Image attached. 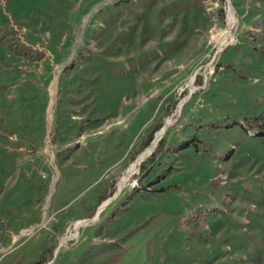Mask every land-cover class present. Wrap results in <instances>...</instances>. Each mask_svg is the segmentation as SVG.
I'll list each match as a JSON object with an SVG mask.
<instances>
[{"label":"rangeland","instance_id":"1","mask_svg":"<svg viewBox=\"0 0 264 264\" xmlns=\"http://www.w3.org/2000/svg\"><path fill=\"white\" fill-rule=\"evenodd\" d=\"M41 257L264 264V0H0V264Z\"/></svg>","mask_w":264,"mask_h":264},{"label":"bare ground","instance_id":"2","mask_svg":"<svg viewBox=\"0 0 264 264\" xmlns=\"http://www.w3.org/2000/svg\"><path fill=\"white\" fill-rule=\"evenodd\" d=\"M232 23H233V19H232V17H231V10H230V12H229V27H231ZM228 31H229V30H227V32H228ZM192 84H193V83H192ZM191 91H192V90H191ZM168 122H169V119L166 121V124H168ZM163 132H164V127H162V129H161L160 131L157 132L156 138H155L154 142L152 143V145H151L149 148H147V149L145 150L144 153H142L141 155H139V157L136 159V161H134V163H132V165L130 166V168H128V169H129L128 172L123 176V178H122V180H121V182H120V185H119L120 188L126 183V181H127L128 179H130V177H131L132 175H134V174L136 173V170L138 169V166H139V165L142 163V161L144 160L145 155L151 153L152 148H153L154 145L157 143V141L160 140V138H161L162 135H163ZM105 205H106V204H104V205L101 206V207H104ZM82 222H83V221H80V222H79V225H81ZM76 224H77V223H76ZM84 224H85V223H84ZM79 225H78V226H79ZM68 237H71V234L68 235ZM72 237H73V236H72Z\"/></svg>","mask_w":264,"mask_h":264},{"label":"crops","instance_id":"3","mask_svg":"<svg viewBox=\"0 0 264 264\" xmlns=\"http://www.w3.org/2000/svg\"><path fill=\"white\" fill-rule=\"evenodd\" d=\"M54 84V82H53V80H52V82H51V86ZM50 86V87H51ZM85 132H82L81 134H80V136H79V138L80 139H83V137L85 136V134H84ZM78 140V139H77ZM76 140V141H77ZM72 143L70 142V143H68V144H65V146L64 147H70V145H71ZM81 144V143H80ZM79 143H77L76 145H80ZM47 152H48V149H47ZM16 236V235H15Z\"/></svg>","mask_w":264,"mask_h":264},{"label":"trees","instance_id":"4","mask_svg":"<svg viewBox=\"0 0 264 264\" xmlns=\"http://www.w3.org/2000/svg\"><path fill=\"white\" fill-rule=\"evenodd\" d=\"M104 200H101L100 202H102ZM47 262L45 257H41L39 260H37L36 262H31L29 264H45Z\"/></svg>","mask_w":264,"mask_h":264},{"label":"built area","instance_id":"5","mask_svg":"<svg viewBox=\"0 0 264 264\" xmlns=\"http://www.w3.org/2000/svg\"><path fill=\"white\" fill-rule=\"evenodd\" d=\"M70 234H71V233H70ZM70 234H69V235H70ZM64 239H71V237H68V235H67V236L64 237Z\"/></svg>","mask_w":264,"mask_h":264}]
</instances>
